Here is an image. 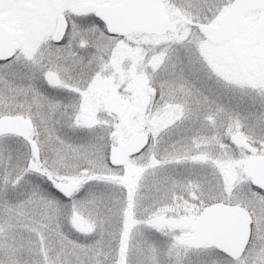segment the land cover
<instances>
[{
  "label": "snow or ice",
  "instance_id": "obj_1",
  "mask_svg": "<svg viewBox=\"0 0 264 264\" xmlns=\"http://www.w3.org/2000/svg\"><path fill=\"white\" fill-rule=\"evenodd\" d=\"M0 264H264V0H0Z\"/></svg>",
  "mask_w": 264,
  "mask_h": 264
}]
</instances>
